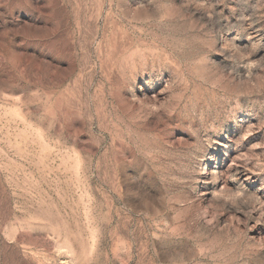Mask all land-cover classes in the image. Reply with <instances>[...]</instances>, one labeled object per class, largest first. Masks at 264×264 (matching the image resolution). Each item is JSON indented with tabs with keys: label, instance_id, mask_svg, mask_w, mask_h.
Returning a JSON list of instances; mask_svg holds the SVG:
<instances>
[{
	"label": "rangeland",
	"instance_id": "1",
	"mask_svg": "<svg viewBox=\"0 0 264 264\" xmlns=\"http://www.w3.org/2000/svg\"><path fill=\"white\" fill-rule=\"evenodd\" d=\"M0 264H264V0H0Z\"/></svg>",
	"mask_w": 264,
	"mask_h": 264
}]
</instances>
